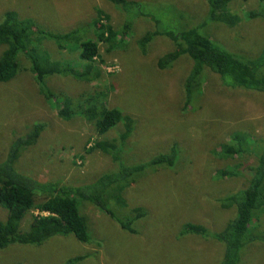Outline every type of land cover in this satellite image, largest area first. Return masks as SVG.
Masks as SVG:
<instances>
[{"label": "rangeland", "instance_id": "rangeland-1", "mask_svg": "<svg viewBox=\"0 0 264 264\" xmlns=\"http://www.w3.org/2000/svg\"><path fill=\"white\" fill-rule=\"evenodd\" d=\"M136 1L141 5L136 13L141 15L135 14L130 21L132 32L123 37L124 45L99 43L101 60H95L101 71L99 78L90 82L63 75L45 78L43 86L56 95L53 101L46 102L38 93L30 64L22 52L18 53L21 60L17 75L0 83V157L12 135L23 136L33 125L43 123L37 141L23 149L15 163V168L29 177L81 186L118 170L119 164L99 150L85 153L96 141L116 140L120 163L144 168L133 175V183L124 190V205L110 199L108 214L89 204L79 205L80 214L87 219L86 243L68 235L52 237L41 246L11 245L0 250V264H65L77 256L84 257L77 264L220 262L221 246L211 236L236 217V207L223 209L220 201L245 179L220 180L216 172L239 162H252L253 154L239 161L217 159L214 154L233 132L244 133L250 146L257 139V150H264V93L229 90L219 77L205 72L200 93L191 94L188 105H184L183 82L191 67L189 58L181 56L175 65L160 71L157 58L174 49V44L166 37L154 36L142 55L136 40L156 30L155 21L158 31L203 25L201 34L215 44L236 55L254 58L264 47V21L261 17L244 19L228 28L207 21L206 0ZM256 4L257 0H235L232 5L241 16ZM96 9L108 15L112 27L121 28L126 12L107 0H0V22L7 11H14L19 18L31 19L46 31L79 30L78 39L64 50L46 38L39 43L32 41L28 48L39 57L46 53L52 61L80 70L85 62L78 57L77 42L96 40L92 24ZM89 96L94 100L88 101ZM64 97L74 98V110L101 102L107 108L118 109L133 120L131 134L120 143L122 122L100 135L77 112L69 121L61 120L57 107ZM173 147L177 152L173 166L150 165L154 157ZM254 150L256 147L251 148ZM31 214L37 212L24 218L23 227ZM6 215L0 207V220ZM259 217L264 231V212ZM118 220L131 221L135 233L121 229ZM186 224L204 227L207 235H181ZM238 264H264V233L240 250Z\"/></svg>", "mask_w": 264, "mask_h": 264}, {"label": "trees", "instance_id": "trees-1", "mask_svg": "<svg viewBox=\"0 0 264 264\" xmlns=\"http://www.w3.org/2000/svg\"><path fill=\"white\" fill-rule=\"evenodd\" d=\"M107 1L126 12H124L123 25L120 29H115L109 24L108 15L96 9L97 17L92 21L96 40L88 38L77 42L80 50L78 57L85 62L80 70L62 66L58 61H52L46 53L39 57L28 48L32 41L39 43L41 38H46L59 50H64L68 44L78 39L79 30L73 29L66 33L46 31L31 19L19 18L16 12L7 11L0 22V48H3L0 53V83H6L17 75L19 52H22L24 55L22 57L29 62V72L38 85V93L46 102L56 98L53 92L43 86L47 76H69L82 82L99 78L101 71L95 64V60H101L99 43L121 47L124 45L123 37L132 32L130 21L135 18V14L137 17L141 15L136 13L141 7L140 2L136 0ZM234 2L235 0H206L207 21L228 28H233L244 19L252 20L261 17L264 21V0H257L256 7L244 10L241 16L233 10ZM155 22L158 24L157 21ZM156 24L153 23L156 30L145 32L136 40L137 45L141 54L144 55L147 52L146 45L154 36L166 37L174 44V49L157 58L156 65L160 71L175 65L181 56L189 58L191 67L183 82V90L186 94L184 105H188L191 94L200 93L205 72L219 77L221 84L229 90L238 88L264 93V47L256 57L250 58L245 55H236L215 44L208 36L201 34L203 25L182 30L169 27L158 31ZM118 36L119 39L116 40ZM91 99L93 98L89 96L88 101ZM59 104L57 116L63 121H69L77 112L78 116L92 123L100 135L120 122L123 123V131L119 136V142L124 143L131 134L133 120L129 116H123L118 109L107 108L102 102L98 103L100 105L94 104L79 110L73 109L74 98L72 97L62 98ZM44 127L43 123H37L23 136L12 135V142L10 140L7 143L4 155L0 157V207L7 212L6 218L0 220V250L11 245L41 246L52 237L68 235L86 243L89 239L87 219L80 214L79 205L89 204L106 214L109 212L107 203L110 199L124 205L122 199L124 190L133 183V175L144 168L141 165L129 168L120 163L116 140L96 141L91 148L85 150V153L99 150L110 156L114 163L119 164L118 170L103 174L81 186L38 181L18 171L15 163L19 160L23 149L34 145ZM229 137L227 142L219 145L220 148L216 149L214 156L225 161L228 159L239 161L253 154V161L239 162L216 172L220 180L245 179L237 190L220 201L223 209L235 206L236 217L230 220L222 230L211 236V239L221 246L222 254L218 264H238L240 250L258 240V237L264 233L259 224V216L264 212V150L261 153L257 150V139L253 142V146H250L246 142L244 133L233 132ZM254 147L256 150L251 151ZM176 155L177 152L173 147L165 154L154 157L150 165L173 166ZM247 172L248 178H245ZM32 211H36L37 214H31L27 226L23 227L24 218ZM109 216L112 218L111 214ZM117 223L121 229L135 233L130 228L131 221L118 220ZM187 233L206 236L207 230L200 225L186 224L180 234ZM83 258V256L73 257L65 264H77Z\"/></svg>", "mask_w": 264, "mask_h": 264}]
</instances>
